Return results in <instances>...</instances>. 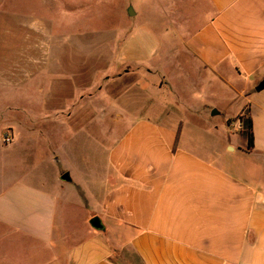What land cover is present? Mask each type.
<instances>
[{"label":"crops","instance_id":"0c3cea01","mask_svg":"<svg viewBox=\"0 0 264 264\" xmlns=\"http://www.w3.org/2000/svg\"><path fill=\"white\" fill-rule=\"evenodd\" d=\"M187 1L153 2L162 11L136 26L137 37L154 43L150 54L159 52L152 22H161L162 15L170 29L181 30ZM206 6L207 22L183 37L188 43L169 47L164 62L175 55L193 60L196 86L206 85L209 74L222 79L223 67L231 66L238 82L249 87L240 94L246 103L238 117L243 128L249 111L254 148L248 151V142L236 149L229 141L223 151L216 143L205 145L199 141L204 128H193L185 139L189 126L180 120L181 105L173 107L168 98L156 99L140 88L136 95L149 101L145 108L137 98L122 104L129 109L118 118L133 111L139 116L124 134L88 154L90 161H82L86 170L58 174L59 185L64 174L70 182L74 172L80 174L87 190L79 206L86 237L71 243L65 224L57 222L58 195L43 181L11 172L17 170L11 164L25 155L9 126L0 136V264H121L116 256L124 250L141 264H264V90H256L264 83V0H207ZM141 60L142 54L136 61ZM188 111L206 119L197 109ZM68 116L66 123H73ZM6 137L12 141L5 143ZM28 149L35 151L34 140ZM95 217L104 232L91 227Z\"/></svg>","mask_w":264,"mask_h":264},{"label":"rangeland","instance_id":"374dc122","mask_svg":"<svg viewBox=\"0 0 264 264\" xmlns=\"http://www.w3.org/2000/svg\"><path fill=\"white\" fill-rule=\"evenodd\" d=\"M157 1L0 0V136L9 126L20 136L25 160L12 163L17 170L11 172L26 181H43L58 195L57 222L65 224L71 243L86 237L79 206L87 190L80 174L74 172V182L60 185L58 174L67 168L86 170L82 161L90 159L88 154H97L98 145L109 146L124 134L139 116L133 111L118 118L129 109H122V104L137 98V105L145 108L149 101L136 95L140 88L156 99L168 98L173 107L181 105L180 120L189 126L185 139L193 128H204L200 143H216L222 151L229 141L236 149L246 145L237 118L246 103L240 94L249 87L238 82L231 66L223 67L222 79L209 74L206 85L196 86L193 60L175 55L164 62L169 47L185 44L183 37L197 34L207 22V0L182 5L178 23L184 26L179 31L169 28L165 16L153 21L162 11L153 4ZM129 7L134 17L128 15ZM147 16L156 29L159 52L154 55L151 39L135 33L138 24L145 26ZM141 54L145 60L136 61ZM188 109L201 111L206 119L194 117ZM69 113L73 123H66L71 121ZM243 115L245 122L249 114ZM31 140L36 142L35 154L28 152ZM234 158L237 163L243 159L241 154ZM116 257L121 264H141L126 250Z\"/></svg>","mask_w":264,"mask_h":264},{"label":"water","instance_id":"95a60500","mask_svg":"<svg viewBox=\"0 0 264 264\" xmlns=\"http://www.w3.org/2000/svg\"><path fill=\"white\" fill-rule=\"evenodd\" d=\"M128 15L130 17H134L135 16V11H134L133 7H129V9H128ZM256 90L258 92H261L262 90H264V83H262L261 85H259L256 88ZM214 114H217V113L215 112ZM62 180L69 182L71 180L70 175L69 174H64L63 177H62ZM90 225L96 231H101V232H104L105 231V227L102 224V221L99 218H97V217L93 218L90 221Z\"/></svg>","mask_w":264,"mask_h":264},{"label":"trees","instance_id":"16d2710c","mask_svg":"<svg viewBox=\"0 0 264 264\" xmlns=\"http://www.w3.org/2000/svg\"><path fill=\"white\" fill-rule=\"evenodd\" d=\"M249 113V111H248ZM239 121H242V117H238L237 118ZM232 123V120H229L228 121V125L230 126ZM242 132L246 135L247 137V142H248V151H251L253 148H254V137H253V123H252V119L249 117L247 119V121H245L243 123V129H242ZM179 133H178V137H179ZM178 137H177V140H178Z\"/></svg>","mask_w":264,"mask_h":264},{"label":"built area","instance_id":"2783aa9c","mask_svg":"<svg viewBox=\"0 0 264 264\" xmlns=\"http://www.w3.org/2000/svg\"><path fill=\"white\" fill-rule=\"evenodd\" d=\"M11 142V139L9 137H6L5 138V143H10Z\"/></svg>","mask_w":264,"mask_h":264}]
</instances>
